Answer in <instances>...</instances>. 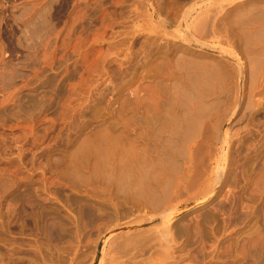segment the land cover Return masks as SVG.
Returning a JSON list of instances; mask_svg holds the SVG:
<instances>
[{"label":"rangeland","instance_id":"rangeland-1","mask_svg":"<svg viewBox=\"0 0 264 264\" xmlns=\"http://www.w3.org/2000/svg\"><path fill=\"white\" fill-rule=\"evenodd\" d=\"M0 264H264V0H0Z\"/></svg>","mask_w":264,"mask_h":264}]
</instances>
